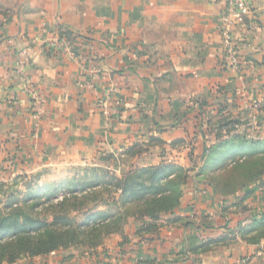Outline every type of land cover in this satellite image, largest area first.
I'll use <instances>...</instances> for the list:
<instances>
[{
	"label": "crops",
	"instance_id": "1",
	"mask_svg": "<svg viewBox=\"0 0 264 264\" xmlns=\"http://www.w3.org/2000/svg\"><path fill=\"white\" fill-rule=\"evenodd\" d=\"M249 1L260 28L240 54L254 72L227 65L225 0H0V178L40 171L49 182L100 157L116 174L162 161L190 168L180 204L154 231L128 217L127 238L108 255L3 264H264V236L237 231L264 215V175L247 196L226 197L212 195L211 172L196 175L216 164L202 154L217 119H236V134L252 124L259 136H246L264 139V0ZM26 84L45 98L38 121Z\"/></svg>",
	"mask_w": 264,
	"mask_h": 264
},
{
	"label": "trees",
	"instance_id": "2",
	"mask_svg": "<svg viewBox=\"0 0 264 264\" xmlns=\"http://www.w3.org/2000/svg\"><path fill=\"white\" fill-rule=\"evenodd\" d=\"M214 123L217 125L213 131L215 141L204 148L202 155L210 151L212 159L217 160L216 164L211 170L206 169V165L200 166L199 174L196 175H202L204 179L207 176L205 173L211 172L207 176V182L213 196L226 197L240 190H244V195L247 196L251 191L249 185L264 175V139H249L245 133H233L238 122L230 117H222ZM222 130L225 133H222ZM157 142L162 143L161 140ZM183 142V139H177L171 141L170 145L174 147ZM139 152L140 148L134 147L129 153L134 155ZM99 160L103 162L107 161V158L100 157ZM91 170L95 171L96 168L92 167ZM189 170L188 167L165 161L156 165L130 166L121 174L108 170V182H103L102 178L94 182L76 184L79 187L73 188L70 193H82L96 186L108 184L110 188L108 212H93L89 214L87 220L96 221L108 217L109 221L114 211L109 206H116V219L119 221L122 219L121 223L125 224L128 217L132 216L140 219V231H154L161 215L173 211L180 204L182 186L190 177ZM116 193L118 196L115 197ZM239 200L231 204H241L242 201ZM254 219L251 226H240L237 229L242 237H246L251 242H257L264 236V215ZM253 224L255 226H252ZM43 226L42 221L32 219L26 212L18 208L13 209L11 205L6 204L0 209V239L9 237L10 231H13L11 237L14 238L21 233L41 231ZM249 232H254V235L246 236ZM52 250L53 248H49L47 251ZM4 259L5 255L0 254V262ZM6 259L12 260L8 257Z\"/></svg>",
	"mask_w": 264,
	"mask_h": 264
},
{
	"label": "rangeland",
	"instance_id": "3",
	"mask_svg": "<svg viewBox=\"0 0 264 264\" xmlns=\"http://www.w3.org/2000/svg\"><path fill=\"white\" fill-rule=\"evenodd\" d=\"M240 127L245 131L242 133H250L253 137L259 136L256 134L258 128L252 124ZM221 132L225 133L224 130ZM191 141L193 144L196 143ZM92 167L96 170L92 171ZM105 167H108V164L103 162L74 166L72 170L66 171L64 177L56 178L59 181L55 179L49 182H41V175L44 174L40 171L32 173L12 171L2 176L0 209L6 204L11 205L13 209L18 208L26 212L32 219L42 221L44 226L41 231L21 233L14 238L11 237L13 231H10L9 237L0 239V254L5 255L0 264L31 260L39 256L53 255L55 252H63L72 263L78 261L88 263L90 257L106 256L112 245H120L127 238V234L124 222L121 223L122 219L120 221L116 219V206H109L114 210L109 221L108 217L96 221L87 220L89 214L93 212H108L110 194L108 184L96 186L82 193H70L73 188L79 187L76 184L94 182L102 178L103 182H108V168L101 170ZM52 192L54 194L51 195ZM117 195L118 193L114 196ZM127 221L128 219L125 223ZM49 248L53 250L48 252ZM7 257L12 260L6 259Z\"/></svg>",
	"mask_w": 264,
	"mask_h": 264
},
{
	"label": "built area",
	"instance_id": "4",
	"mask_svg": "<svg viewBox=\"0 0 264 264\" xmlns=\"http://www.w3.org/2000/svg\"><path fill=\"white\" fill-rule=\"evenodd\" d=\"M259 28L252 16V4L249 0H225L218 17V30L227 65L231 69L237 71L247 67L251 72L255 71L250 60L241 58L240 50L250 43ZM24 89L30 97L32 117L38 121L45 107V98L32 84H26ZM262 188L263 186L260 187Z\"/></svg>",
	"mask_w": 264,
	"mask_h": 264
}]
</instances>
